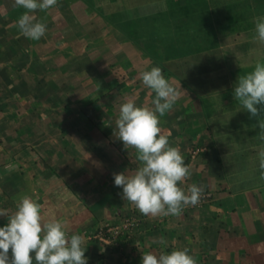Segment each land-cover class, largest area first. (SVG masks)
<instances>
[{"label":"crops","instance_id":"1","mask_svg":"<svg viewBox=\"0 0 264 264\" xmlns=\"http://www.w3.org/2000/svg\"><path fill=\"white\" fill-rule=\"evenodd\" d=\"M102 1L58 0L46 11L37 10L32 14L47 28L32 40L17 26L25 9L15 0H0V210L10 216L20 197L38 196L45 220L59 219L70 234L85 237L87 264H142L145 252L185 247L197 264H264V169L258 148L245 145L240 158L220 156V133L214 134L198 112L181 114L187 112L182 104L195 96L166 69L163 75L179 99L160 118V127L190 168L180 186L187 190L196 184L208 195L179 215L153 217L122 199V188L114 183V173L132 174L140 164L136 150L117 137L120 106L129 98L138 106H153L155 93L143 84L141 73L162 62L177 65L171 54L165 61L160 52L144 56L147 42L140 43V36L160 27L210 31V17L214 24V14H223L231 31L238 28L229 44H260L254 21L264 16V0H243L242 15L233 11L240 8L235 0H229L231 6L223 0H113L115 8L106 10ZM247 17L253 35L243 38L240 33L247 32L239 27ZM117 48L125 51L115 58ZM226 95H219V103L230 100L223 99ZM242 125L234 133L251 140L253 135L242 132L250 124ZM196 147L205 149L192 157ZM130 214L141 219L140 225L120 248L89 237L101 224ZM7 223L8 217L0 216V227ZM161 237L166 244L158 242Z\"/></svg>","mask_w":264,"mask_h":264},{"label":"clouds","instance_id":"2","mask_svg":"<svg viewBox=\"0 0 264 264\" xmlns=\"http://www.w3.org/2000/svg\"><path fill=\"white\" fill-rule=\"evenodd\" d=\"M25 9L17 21L20 32L27 38L39 40L47 25L32 13L46 11L58 0H15ZM256 39L264 44V16L255 18ZM142 82L153 90V106H138L129 98L119 109L116 120L118 138L125 148H134L139 167L132 174L114 173V183L122 188V199L134 204L143 215L153 217L179 215L184 206L195 205L203 188L192 184L187 190L181 183L190 175V168L179 146H172L169 135L162 132L161 117L179 99V91L154 66L141 73ZM234 97L252 117H258L261 139L264 140V63L257 62L254 70L238 77ZM259 106V107H258ZM260 168L264 169V148L259 153ZM39 197L23 195L16 211L7 216L8 223L0 227V264H87L85 237L70 234L64 223L56 218L45 220ZM166 244L164 237L158 241ZM11 252V258L9 257ZM142 264H197L188 248L159 254H142Z\"/></svg>","mask_w":264,"mask_h":264},{"label":"rangeland","instance_id":"3","mask_svg":"<svg viewBox=\"0 0 264 264\" xmlns=\"http://www.w3.org/2000/svg\"><path fill=\"white\" fill-rule=\"evenodd\" d=\"M235 1V4L237 3L240 8H233V11L242 15L246 12L247 5L243 4V0ZM213 2L220 4V0H213ZM223 3L229 6L233 4L229 0H223ZM89 5L94 7L92 1L89 2ZM100 7L103 10L115 8L113 0H103ZM221 10L228 14L226 8ZM217 20L218 23L216 22ZM213 21L214 24L210 17V26L208 27L210 31L206 32H201L199 27H193V32L190 31L189 33L184 28L178 32L177 30L168 31L160 27L155 28L154 32L150 31L142 34L139 38L140 43L147 42V44H142L143 55L153 57L160 52L162 54L161 60L163 61H165V56L170 54L173 56L172 58L177 62L175 67L167 66L168 64L162 62L160 68L162 70L166 69V72L174 73L173 77L169 76V78H176L177 83L183 84L181 88L184 92H192L195 96L191 103L182 104L181 107L187 106V112L183 114L182 111L181 114L186 118L193 115L190 112H198L195 114L206 118L209 127L213 128L214 134L220 133L221 137L217 135L218 142L223 144L222 150L219 152L217 150L220 156L228 155L231 158H240L239 151H244V154L247 152L246 148H244L245 145L248 148L250 145L252 149L258 148V154L260 149L264 148V140L261 139V129L258 126L259 118L252 117L247 110L242 108L240 102L234 97V87L239 76L252 72L257 62L264 63V44H255L253 42L254 44H247L246 46L240 44L235 47V44H229L227 39L229 36H234L238 28L231 31L229 29L230 26L223 19V14H219L218 18H215L214 14ZM250 23V18L247 17L245 25L239 27V30L247 32L240 33L241 37L246 38L249 36L250 38L253 35L250 31ZM193 38L195 39L194 43ZM224 40L228 44L222 43ZM159 44L162 47L159 48ZM123 51L125 50L121 48L115 49V58ZM179 75L186 78L183 77L181 80ZM225 92L227 93V98L223 99L225 101L230 100L227 103H219L218 100L221 99L219 95ZM213 93L214 95L212 96L211 94ZM232 105L234 107H230ZM208 106H210L209 109ZM238 110L242 112L236 115ZM245 123H249L250 126L243 127L242 132L247 136L253 135L251 140L247 138L240 139L238 133H234L233 128L235 126H243L242 124ZM255 142L257 144H254Z\"/></svg>","mask_w":264,"mask_h":264},{"label":"built area","instance_id":"4","mask_svg":"<svg viewBox=\"0 0 264 264\" xmlns=\"http://www.w3.org/2000/svg\"><path fill=\"white\" fill-rule=\"evenodd\" d=\"M204 147H196L191 151L193 157L198 152L204 151ZM207 193H203L201 199L196 205L205 200ZM191 206V205H190ZM141 219L136 215H128L117 222H105L95 228L89 237L97 240L99 243L109 247H119L122 240L135 231L140 225Z\"/></svg>","mask_w":264,"mask_h":264},{"label":"trees","instance_id":"5","mask_svg":"<svg viewBox=\"0 0 264 264\" xmlns=\"http://www.w3.org/2000/svg\"><path fill=\"white\" fill-rule=\"evenodd\" d=\"M122 244L124 245V242H121V245L119 247H114V248H120L121 246H123Z\"/></svg>","mask_w":264,"mask_h":264}]
</instances>
